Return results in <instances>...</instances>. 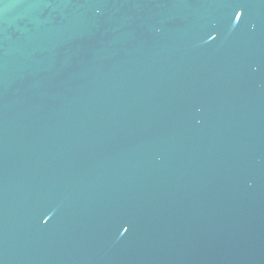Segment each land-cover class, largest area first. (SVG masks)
I'll list each match as a JSON object with an SVG mask.
<instances>
[{"label": "water", "instance_id": "obj_1", "mask_svg": "<svg viewBox=\"0 0 264 264\" xmlns=\"http://www.w3.org/2000/svg\"><path fill=\"white\" fill-rule=\"evenodd\" d=\"M0 264H264V0H0Z\"/></svg>", "mask_w": 264, "mask_h": 264}, {"label": "snow or ice", "instance_id": "obj_2", "mask_svg": "<svg viewBox=\"0 0 264 264\" xmlns=\"http://www.w3.org/2000/svg\"><path fill=\"white\" fill-rule=\"evenodd\" d=\"M237 18H239V16L241 15V13H237ZM125 232H127V229H124Z\"/></svg>", "mask_w": 264, "mask_h": 264}]
</instances>
